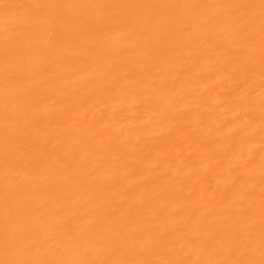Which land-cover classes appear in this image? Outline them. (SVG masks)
Listing matches in <instances>:
<instances>
[{
    "label": "bare ground",
    "instance_id": "bare-ground-1",
    "mask_svg": "<svg viewBox=\"0 0 264 264\" xmlns=\"http://www.w3.org/2000/svg\"><path fill=\"white\" fill-rule=\"evenodd\" d=\"M0 264H264V0H0Z\"/></svg>",
    "mask_w": 264,
    "mask_h": 264
}]
</instances>
